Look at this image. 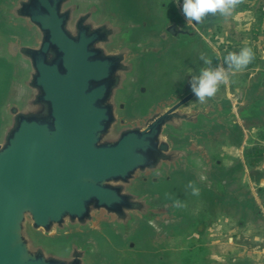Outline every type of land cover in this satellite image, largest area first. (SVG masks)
Returning a JSON list of instances; mask_svg holds the SVG:
<instances>
[{"label": "water", "instance_id": "water-1", "mask_svg": "<svg viewBox=\"0 0 264 264\" xmlns=\"http://www.w3.org/2000/svg\"><path fill=\"white\" fill-rule=\"evenodd\" d=\"M198 25L158 0H0V264H171L194 203L264 220L248 164L209 151L264 124L263 77L196 101Z\"/></svg>", "mask_w": 264, "mask_h": 264}, {"label": "rangeland", "instance_id": "rangeland-1", "mask_svg": "<svg viewBox=\"0 0 264 264\" xmlns=\"http://www.w3.org/2000/svg\"><path fill=\"white\" fill-rule=\"evenodd\" d=\"M159 5H167V12L179 15L175 0H158ZM209 25L199 28L200 35L194 39H186L185 52L190 58L192 51L199 54L205 52L223 58L229 52H239L243 47H251L255 59L241 72L231 77L226 86H221L214 97L218 100L237 98L240 93L256 81L260 73H264V48L256 47L253 34L249 33L251 24L259 25L257 16L237 9L230 17L219 14L208 16ZM177 58V57H176ZM174 57L173 63L178 62ZM172 63V64H173ZM182 59L174 68L182 65ZM214 63H219L214 60ZM176 78V77H175ZM254 148H264V124L248 127L247 137L242 147L235 146L227 137H221L209 144V151L214 160L233 165L238 161L248 164L241 173L240 185L260 203H264V160L257 166L250 167L247 153ZM195 220L193 228L183 236L167 243L163 247L171 264H264V220L254 215L242 219L241 215L231 210L212 209L204 203H194L189 209ZM120 264H136V258L125 254Z\"/></svg>", "mask_w": 264, "mask_h": 264}, {"label": "clouds", "instance_id": "clouds-1", "mask_svg": "<svg viewBox=\"0 0 264 264\" xmlns=\"http://www.w3.org/2000/svg\"><path fill=\"white\" fill-rule=\"evenodd\" d=\"M175 3L181 6V0H175ZM241 3L243 0H183L181 11L187 25L201 24L209 15L230 17ZM200 59L206 67L202 68L199 74L190 76L188 87L195 100L203 104L214 98L221 86L228 85L232 76L243 71L255 59V53L251 47L246 46L239 52H229L223 58L218 57L219 63L216 64L204 53H201ZM188 188L192 189V195L200 194L193 182H189ZM174 206L186 207L178 200Z\"/></svg>", "mask_w": 264, "mask_h": 264}, {"label": "crops", "instance_id": "crops-1", "mask_svg": "<svg viewBox=\"0 0 264 264\" xmlns=\"http://www.w3.org/2000/svg\"><path fill=\"white\" fill-rule=\"evenodd\" d=\"M263 7H264V0H243V3H241L236 9L239 12H248L250 14H253V16H257L258 17L259 25L255 24V22L253 24H251V26L249 28V33L253 34V43H254V45L256 47H260L261 46V47L264 48V10H263ZM178 13L183 18V19H181V18L180 19L182 21L186 22L183 14H182L181 9L178 10ZM206 20H207L206 21V24H207L206 26H208L210 24L208 17L206 18ZM200 28H203V27H200ZM198 30H199V27H198ZM212 57H213V59H212L213 61L217 60V56L212 55ZM260 75L263 77L262 86L264 88V73H260L258 75V77ZM242 93H240L239 96ZM254 125H256V124H254ZM259 125H263V124H259Z\"/></svg>", "mask_w": 264, "mask_h": 264}, {"label": "trees", "instance_id": "trees-1", "mask_svg": "<svg viewBox=\"0 0 264 264\" xmlns=\"http://www.w3.org/2000/svg\"><path fill=\"white\" fill-rule=\"evenodd\" d=\"M247 158L249 159L250 167H255L262 160H264V148H254L249 153H247Z\"/></svg>", "mask_w": 264, "mask_h": 264}, {"label": "flooded vegetation", "instance_id": "flooded-vegetation-1", "mask_svg": "<svg viewBox=\"0 0 264 264\" xmlns=\"http://www.w3.org/2000/svg\"><path fill=\"white\" fill-rule=\"evenodd\" d=\"M206 21H207V20L205 19L203 23H201V24L198 25V27H199V28H200V27H203V28L206 27V25H207V24H206ZM213 64H215L214 61H213ZM219 90H220V89H219Z\"/></svg>", "mask_w": 264, "mask_h": 264}, {"label": "built area", "instance_id": "built-area-1", "mask_svg": "<svg viewBox=\"0 0 264 264\" xmlns=\"http://www.w3.org/2000/svg\"><path fill=\"white\" fill-rule=\"evenodd\" d=\"M263 10H264V7H263Z\"/></svg>", "mask_w": 264, "mask_h": 264}]
</instances>
